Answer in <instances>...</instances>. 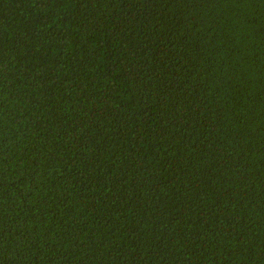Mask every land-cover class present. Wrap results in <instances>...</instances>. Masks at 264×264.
Wrapping results in <instances>:
<instances>
[{
  "label": "trees",
  "instance_id": "1",
  "mask_svg": "<svg viewBox=\"0 0 264 264\" xmlns=\"http://www.w3.org/2000/svg\"><path fill=\"white\" fill-rule=\"evenodd\" d=\"M0 264H264V0H0Z\"/></svg>",
  "mask_w": 264,
  "mask_h": 264
}]
</instances>
